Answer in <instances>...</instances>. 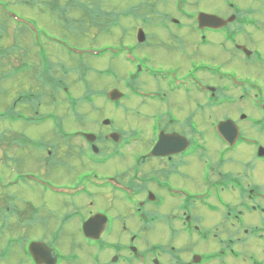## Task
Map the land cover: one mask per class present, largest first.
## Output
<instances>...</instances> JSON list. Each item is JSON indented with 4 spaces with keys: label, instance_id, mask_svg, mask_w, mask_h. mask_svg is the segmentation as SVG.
<instances>
[{
    "label": "flooded vegetation",
    "instance_id": "flooded-vegetation-1",
    "mask_svg": "<svg viewBox=\"0 0 264 264\" xmlns=\"http://www.w3.org/2000/svg\"><path fill=\"white\" fill-rule=\"evenodd\" d=\"M224 1L229 14L206 13L226 22L220 30L200 29L198 13L169 18L178 30L190 32L184 51L188 67L148 73L156 88L140 92L147 96L138 95L139 106L168 108L150 113L146 129L126 137L115 130V122L96 124L95 131L80 127L75 150L89 168L76 174L69 167V182L62 183H51L39 172L22 175L58 187L54 196L61 199L55 209L45 207L44 227H50L55 213L60 220L50 237L28 239V244L38 241L56 252V260L51 255V262L42 264H264V0ZM189 44L198 55L190 52ZM215 49L229 54L236 72H224L214 57H206ZM220 85L228 86L227 93ZM176 94L183 97L172 102ZM176 108L181 113L218 110L237 116L217 119L208 132L202 128L204 118H177L171 114ZM226 120L235 126L220 135L216 124ZM161 133L186 138L185 150L148 157ZM87 134L95 140L88 141ZM114 134L118 142L110 138ZM181 137L174 143L177 148L183 145ZM131 145H138L139 151L128 167L131 160L124 150ZM49 160L54 167L65 166L63 160ZM113 166L127 172H109ZM32 181L27 182L47 188ZM86 222L88 236L83 231ZM26 257L27 264H35L29 254Z\"/></svg>",
    "mask_w": 264,
    "mask_h": 264
},
{
    "label": "rangeland",
    "instance_id": "rangeland-1",
    "mask_svg": "<svg viewBox=\"0 0 264 264\" xmlns=\"http://www.w3.org/2000/svg\"><path fill=\"white\" fill-rule=\"evenodd\" d=\"M53 2L56 1L0 0V207L11 208L9 221H4L5 216L0 213V253L6 254L0 264H27L22 244L28 238L50 237L60 222L55 213L49 228L42 224L45 207L55 209L61 203V199L54 196L52 188L55 186L51 183L69 182L65 177L66 172L70 173L69 167L74 168L76 174L89 168L82 159H78L80 151L75 150L80 145L76 137L80 127L95 131L96 124L103 127L102 120L108 118L105 120L115 122L116 131L129 137L131 132L147 128L150 113H156L157 109L167 110L168 107L161 105L140 107L139 100L134 97L127 104L121 102L117 109L107 94L112 88L135 94L132 89L136 87L128 77L136 75L139 67L142 71L140 84L147 92L156 88L154 82L147 78L148 69L164 73L186 70L184 51L190 32L178 30L168 22L169 18H178L181 13H230L224 0H60L63 5L68 2L72 5L67 16ZM79 6H88L91 16L82 12ZM140 28L147 37L145 45L137 43ZM121 43L128 49L123 53L120 52ZM189 47L191 53L198 55L194 44H189ZM220 52L219 49L212 50L206 57H214L213 63L222 71L236 72L229 54ZM241 74L246 72L241 70ZM52 81L58 84L55 93ZM62 87L68 88L80 104L75 112L68 109ZM219 87L227 93L228 86ZM177 96L183 97L176 94L171 101ZM143 102L150 104L146 100ZM208 102L206 98L205 103ZM12 109L18 113H9ZM176 110L177 113L171 114L177 118H187L192 114L193 122L197 117L204 118L206 123L202 128L208 132L209 126L214 125L217 119L226 115L237 116L236 113H220L218 110H209L208 113H181ZM44 113L54 114L51 124L28 123L23 119L25 115ZM51 126L54 129L61 127L56 136V129L53 132ZM25 135L49 146V150L46 149L49 152L43 154L42 149L37 153L17 142L19 136ZM128 149L124 150V156L131 160L132 155L139 151L138 145H131ZM49 157L63 160L65 166L54 167L49 164ZM117 161L124 163V160ZM131 165L132 160L128 167ZM113 167L108 168L109 172L118 173L124 168ZM27 172H39L51 183L46 182V189L37 187L20 175ZM9 179H18L19 182L15 187H5L9 185ZM5 195L11 196L13 201ZM15 239L9 252V242Z\"/></svg>",
    "mask_w": 264,
    "mask_h": 264
},
{
    "label": "water",
    "instance_id": "water-1",
    "mask_svg": "<svg viewBox=\"0 0 264 264\" xmlns=\"http://www.w3.org/2000/svg\"><path fill=\"white\" fill-rule=\"evenodd\" d=\"M199 20L201 23L203 22L205 24H211V25L226 24L222 19H219V18L214 17V16H209V15H201V18ZM144 38H145L144 34L142 33V31H140V33L138 35L139 41L142 42L144 40ZM119 97H120V95L118 94V92L116 90L113 91L112 93H110L111 100L117 101L119 99ZM231 125H232L231 123L229 124V122H225V123L220 124L219 128L225 130V128H227L229 126L230 127L233 126V125L232 126ZM110 138H112V137H110ZM176 141H177L176 135L164 136L160 142L159 150L169 151L168 149H175L176 146L174 145V143ZM182 143H183V147H184V141H182ZM91 226H92V224H91ZM87 230H88V227H87ZM30 251L32 252L34 260L36 261L37 264H40V262L51 261L52 260L50 258L51 255L54 257V253L50 252L44 245H42L40 243L32 244L30 246ZM42 255L44 256L45 260L43 258H41ZM46 255H50V257L46 256Z\"/></svg>",
    "mask_w": 264,
    "mask_h": 264
},
{
    "label": "trees",
    "instance_id": "trees-1",
    "mask_svg": "<svg viewBox=\"0 0 264 264\" xmlns=\"http://www.w3.org/2000/svg\"><path fill=\"white\" fill-rule=\"evenodd\" d=\"M56 2H53L54 3V5L57 7V8H59V9H61V10H63L64 11V14L66 15L67 14V16H69V14L71 13V7H72V5H69L70 4V2H68V4L67 5H63L61 2H60V0H55ZM58 2V3H57ZM2 140H0V142H1ZM9 206V205H8ZM0 213H2L4 216H5V220L6 221H8L9 220V207H0Z\"/></svg>",
    "mask_w": 264,
    "mask_h": 264
}]
</instances>
